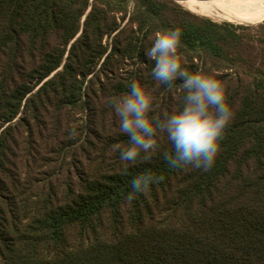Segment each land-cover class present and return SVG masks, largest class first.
<instances>
[{
  "label": "trees",
  "instance_id": "1",
  "mask_svg": "<svg viewBox=\"0 0 264 264\" xmlns=\"http://www.w3.org/2000/svg\"><path fill=\"white\" fill-rule=\"evenodd\" d=\"M248 24L172 0H0V264H264V17ZM177 27L182 67L221 80L233 111L206 170L169 167L163 130L119 155L110 101L133 81L153 126L183 107L144 55ZM142 172L163 179L129 201Z\"/></svg>",
  "mask_w": 264,
  "mask_h": 264
},
{
  "label": "clouds",
  "instance_id": "2",
  "mask_svg": "<svg viewBox=\"0 0 264 264\" xmlns=\"http://www.w3.org/2000/svg\"><path fill=\"white\" fill-rule=\"evenodd\" d=\"M181 34L178 27L157 32L151 46L144 52L146 58L154 61L151 74L155 80L164 84L177 78L182 81L186 94L179 111L162 121L157 119L153 126L147 115L152 105L151 93L136 81L131 83L127 94L115 96L110 101L118 117L120 132L129 138L128 146L119 149L122 161L134 162L141 151L148 153L153 149L157 130L166 132L172 143V151L164 155L169 167L191 166L206 170L215 161L233 111L225 102V84L221 80L213 74L189 72L182 67L177 53ZM162 179V176L150 172L135 175L126 199L133 200L150 184Z\"/></svg>",
  "mask_w": 264,
  "mask_h": 264
},
{
  "label": "bare ground",
  "instance_id": "3",
  "mask_svg": "<svg viewBox=\"0 0 264 264\" xmlns=\"http://www.w3.org/2000/svg\"><path fill=\"white\" fill-rule=\"evenodd\" d=\"M206 17L241 23L264 16V0H178ZM227 4L232 7H227ZM189 9V8H188ZM190 10V9H189ZM198 14V13H196ZM200 15V14H199ZM203 16V15H202Z\"/></svg>",
  "mask_w": 264,
  "mask_h": 264
},
{
  "label": "rangeland",
  "instance_id": "4",
  "mask_svg": "<svg viewBox=\"0 0 264 264\" xmlns=\"http://www.w3.org/2000/svg\"><path fill=\"white\" fill-rule=\"evenodd\" d=\"M172 1L178 3L180 6H182L186 10H189L190 9L189 11L192 12L193 14H195V15H198V16H201V17H206V15L204 13H202V12L196 11V10L190 8V7H188L189 9L186 8L187 6L185 7L184 4L182 5L181 2H179L178 0H172ZM227 7H232V5L227 4ZM196 13H198V14H196ZM263 17L264 16H258L256 18L251 19L250 21H247V22H241V23L231 22V23H234V24H242V25H255V24H248V23L251 22V21H253V20H255V19H257V18H263ZM206 18H209V19H211V20H213L215 22H230V21H227V20H216V19H213V18H210V17H206Z\"/></svg>",
  "mask_w": 264,
  "mask_h": 264
}]
</instances>
